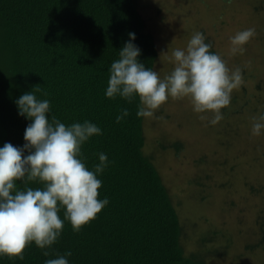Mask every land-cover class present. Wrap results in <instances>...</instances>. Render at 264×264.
Listing matches in <instances>:
<instances>
[{"label":"trees","instance_id":"trees-1","mask_svg":"<svg viewBox=\"0 0 264 264\" xmlns=\"http://www.w3.org/2000/svg\"><path fill=\"white\" fill-rule=\"evenodd\" d=\"M151 9L147 0H0V147L5 142L14 146L25 143L24 132L30 121L18 114L15 100L33 89L39 99L50 101L51 115L66 125L88 120L102 129V135L82 146L90 169L99 163L101 152L109 161L99 176L102 186L98 190L99 199L107 197L109 204L95 220L78 233L66 221L58 242L49 249V257L33 243L24 250L23 260L0 256V264H44L46 259L68 251L72 253L70 264H211L225 255L232 231L213 230L200 210L216 215L218 210L210 209L212 200L225 197L226 187L236 184L225 181V193L214 194L208 201L200 194L198 198L206 201L200 209L183 208L178 194L185 197L187 193L181 187L171 188L145 149L150 139L145 128L147 118L136 115L138 98L128 103L120 97L105 96L109 68L119 58L130 32L135 33L134 43L141 49L140 61L145 67L156 68L160 58L156 38L149 29ZM241 71L243 76H253L245 69ZM124 108L129 115L117 123L116 117ZM217 128L213 129L215 136H223L224 129ZM159 137L161 149L171 148L175 154L198 147L196 142L185 145L178 134ZM225 145L230 146L228 142ZM252 146V153H247L248 149L241 153L225 149L224 162L214 165L229 164L227 170L231 171L237 160L247 164L245 158L250 154L264 161V155L259 156L260 145ZM202 162L206 160L193 161L199 163V171L195 181L194 177L185 181L186 187H202L204 179L213 177L206 170L210 165L203 169ZM241 178H235L237 186L245 189L248 182L243 184ZM18 186L25 185L18 182ZM28 186L42 187L36 182ZM261 203L263 207L260 204L256 208L257 218L253 220L258 239L244 245L245 250L264 245L263 199ZM223 241L226 243L221 245Z\"/></svg>","mask_w":264,"mask_h":264},{"label":"clouds","instance_id":"clouds-1","mask_svg":"<svg viewBox=\"0 0 264 264\" xmlns=\"http://www.w3.org/2000/svg\"><path fill=\"white\" fill-rule=\"evenodd\" d=\"M255 34L254 28H248L232 36V54L243 53L244 45ZM128 35L119 58L109 68L107 98L120 97L128 103L138 98L136 115L141 118H152L169 98H187L195 113L211 114L212 125L223 119L222 109L230 105L231 93L241 84L243 75L239 68L229 69L225 60L211 50L203 32L194 33L186 48L172 51L174 67L163 78L140 61L135 33ZM15 104L18 114L30 123L23 146L5 142L0 147V256L23 260L24 250L34 243L49 257V249L58 242L66 221L78 233L109 204L107 197L99 199L98 191L108 156L99 153V163L92 169L83 157L82 146L102 135L97 124L85 120L66 125L51 115L50 101L39 99L33 89ZM128 115L127 108L121 109L116 122ZM262 130L264 115L252 126L253 135H260ZM18 182L25 186L19 187ZM33 182L42 187L28 186ZM71 255L70 251L56 254L44 264H70Z\"/></svg>","mask_w":264,"mask_h":264},{"label":"rangeland","instance_id":"rangeland-1","mask_svg":"<svg viewBox=\"0 0 264 264\" xmlns=\"http://www.w3.org/2000/svg\"><path fill=\"white\" fill-rule=\"evenodd\" d=\"M147 1L153 6L148 14L151 20L149 29L156 38L160 58L158 63H155L154 70L161 78L168 75L174 67L172 51L176 48H186L192 35L198 31L204 33L206 41L210 42L216 53L225 60L229 69H245L248 75H253L249 78L245 74L241 84L233 89L231 103L222 109L223 119L217 123L218 126L209 122L212 119L211 114L195 113L189 99L169 98L156 110L152 118L146 119L145 128L150 141L145 149L153 156L155 166L159 173L166 177L171 188L181 187L187 193L186 198L178 194L183 208L200 209L201 204L210 200L214 194L225 193V181L236 184L232 188L226 187L225 197L212 200L210 209H217L216 215L200 210V214L210 223L213 230L219 233L232 231L233 237L225 255L211 264H264V245L250 250L244 249V245L253 244L258 239L253 220L257 218L256 208L260 204L263 207L261 202L264 200V161L255 160L253 154H245L246 158L242 157V160L245 158L247 164L237 160L231 171L227 170L229 164L219 167L214 165L224 162L225 149L239 153L248 149L247 153H252V145H260L259 156L264 155V130L260 135L252 133L253 123L259 116L264 115V0ZM248 28L255 29V36L244 45L243 53L232 54L230 38ZM244 91L246 93L241 95L240 92ZM201 115L206 118L201 119ZM216 126L224 129L223 136H215L213 129L217 128ZM166 131L171 132L165 133ZM249 133L254 137H250ZM162 134L175 137L178 134L185 145H194L196 142L198 147L191 152L184 148V151L178 154L171 148L161 149L157 140L160 139L161 144L162 139L159 136ZM164 139L167 141L166 137ZM227 142L230 144L228 147L225 145ZM215 156L220 159L216 160ZM199 159L206 160L205 163L202 162L203 169L204 165H210L206 170L212 172L213 177L204 179L202 187L188 188L184 185L185 181L192 177L195 181V174L200 166L193 161ZM249 167H252L253 171ZM235 178H241L243 184L246 180L248 186L245 189L237 186L239 181ZM219 185L223 187L216 190L215 187ZM187 189L190 190L189 193ZM200 194L204 198L206 196V201L198 198ZM219 243L224 245L226 242Z\"/></svg>","mask_w":264,"mask_h":264}]
</instances>
